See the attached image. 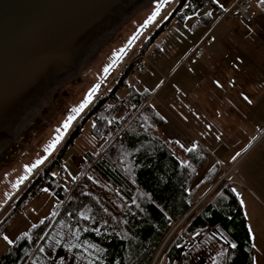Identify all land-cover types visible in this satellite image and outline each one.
Instances as JSON below:
<instances>
[{
    "label": "trees",
    "instance_id": "16d2710c",
    "mask_svg": "<svg viewBox=\"0 0 264 264\" xmlns=\"http://www.w3.org/2000/svg\"><path fill=\"white\" fill-rule=\"evenodd\" d=\"M161 13L158 22L140 28L109 66L92 94L107 86L106 97L56 142L0 222L1 238L41 191L55 199L50 214L17 237L0 264H156L161 257L165 264H191L211 245L219 250L209 264H253L247 219L230 184L220 182L192 210L201 199L192 186L207 153L164 137L165 120L149 102L150 93L128 85L134 63L123 66L145 32L139 50L144 55L168 29L180 25L196 31L223 11L213 0H175ZM161 52L157 44L151 55ZM125 88L127 94L119 97ZM88 121L90 136L100 147L83 154L80 176L66 187L64 158Z\"/></svg>",
    "mask_w": 264,
    "mask_h": 264
},
{
    "label": "crops",
    "instance_id": "0c3cea01",
    "mask_svg": "<svg viewBox=\"0 0 264 264\" xmlns=\"http://www.w3.org/2000/svg\"><path fill=\"white\" fill-rule=\"evenodd\" d=\"M213 1L223 13L191 32V48L177 66L165 67L162 79L167 85L174 80L172 89L165 90L164 84L145 89L165 120L164 136L185 149L198 145L207 153L192 186L196 197L206 198L220 182L230 184L247 219L253 264H264V4L256 0L252 20L244 22L234 10L237 0ZM196 46L204 54L181 67ZM163 102L172 104L180 121ZM251 202L260 210L251 217L263 218V228L253 229L247 209Z\"/></svg>",
    "mask_w": 264,
    "mask_h": 264
},
{
    "label": "water",
    "instance_id": "95a60500",
    "mask_svg": "<svg viewBox=\"0 0 264 264\" xmlns=\"http://www.w3.org/2000/svg\"><path fill=\"white\" fill-rule=\"evenodd\" d=\"M140 0H0V171L48 128L65 89ZM20 18V19H19ZM204 198L192 208L197 207Z\"/></svg>",
    "mask_w": 264,
    "mask_h": 264
},
{
    "label": "rangeland",
    "instance_id": "374dc122",
    "mask_svg": "<svg viewBox=\"0 0 264 264\" xmlns=\"http://www.w3.org/2000/svg\"><path fill=\"white\" fill-rule=\"evenodd\" d=\"M174 1L175 0H140L138 3L133 5L130 10L122 12L115 25L111 40L106 45L102 46L90 64L79 72L78 78L81 81L75 86L65 89V92L68 95L67 98L58 92V95L63 100V104L59 111L55 110L54 114L48 120L40 118V120L46 124L48 132L45 135H37L29 144L16 139H11L13 143L24 146L25 148L18 155H16L15 159L7 168L0 171V222L9 213L8 210L2 211L7 200L15 193L20 195L22 190L25 188V184L29 182V178L37 172L36 168L41 164L37 165L35 168H32V166L36 165L37 161L44 160L45 156L53 149V147L50 146L54 143L56 144L58 137L60 139L70 129H73L82 123V118L86 114L88 108L92 106L93 99L95 97L94 96L92 98L91 95V101H88L89 93L91 92L93 94V92L95 93L98 89L100 86L99 82L106 72L105 69H108L109 66L115 62L116 58L120 55V53H122L125 47L128 46L134 35L144 24L150 20L154 21L155 19V22H158L160 17L163 15L161 12L165 11L170 4H173ZM157 8L160 10L159 14L162 15H159V17L156 15L155 18L152 19L153 13L156 12ZM192 41L191 32H188L180 25L174 26L162 33L155 40V42L150 45V50L145 54L150 63L149 72L143 76L136 72L131 73L127 78L129 87H134L138 91H146V87L147 89L152 90L159 84L162 86V84H164L162 76L167 74V72H165V67L172 63L177 66L181 57H183L185 52L191 48ZM157 44H160L162 52L156 56H152L151 51ZM130 50L127 52L128 54ZM136 52H138V50ZM130 59H132V57ZM120 70L121 68L118 72ZM107 79L110 80V74L107 76ZM173 83L174 80L170 83V85L172 86ZM164 85L165 90L172 89L169 84ZM128 90L129 88L123 89L119 92L118 96L124 97ZM167 93L168 92H166V94ZM161 96L158 97V99L162 102L163 99ZM150 100L151 99L149 98V102ZM86 101H88L87 106L84 107L81 112L77 113L75 109L79 108ZM163 103L171 114L174 113L172 104ZM174 114L177 117L176 119L180 121L178 114ZM69 117H74V119L71 121L69 127L64 129L63 126L68 121ZM182 124L185 123L182 122ZM91 126V121H88L83 126L80 136L76 139L74 146L68 149L64 158L66 171L63 175V183L66 187L76 182L80 176V167L84 163L83 154L85 152L94 153L100 147V143L93 140L90 136ZM192 134L194 135V133ZM29 168H32L31 172L28 171ZM24 177H27V179H22ZM48 194L49 193L47 191H44L37 199L26 207L23 213L14 219L10 231H8L5 235L12 241V243L17 239V237L26 233L31 225L36 224L39 220L50 214L53 204L55 203V199L51 196L49 197L50 200H46V198H48ZM244 199L245 198H243V201L246 204ZM260 199L263 200V198ZM250 207V210L249 208L247 209L249 220L251 224L253 223L254 225L253 229L263 228V218L255 220L251 217L252 212L260 211L257 209L258 206L251 202ZM183 238L187 246H189V239L184 235ZM12 243L9 244L4 238L0 239V257ZM218 247V245L209 246L207 250H203L200 254L196 255L192 259L191 264H209L215 253L219 250ZM156 264H165V260L161 257Z\"/></svg>",
    "mask_w": 264,
    "mask_h": 264
},
{
    "label": "built area",
    "instance_id": "2783aa9c",
    "mask_svg": "<svg viewBox=\"0 0 264 264\" xmlns=\"http://www.w3.org/2000/svg\"><path fill=\"white\" fill-rule=\"evenodd\" d=\"M256 0H237L234 4V10L236 14L244 21L250 22L252 20V8ZM148 32L142 34L136 42L132 45V48L126 57L123 66L129 62L134 63L133 70L134 72L138 73L139 75L143 76L149 72V60L146 58L145 55L139 54L140 47L142 43L146 40ZM138 50V52H136ZM204 54L202 49L198 46L193 48L191 52L182 60L181 67H189L190 61L194 58L201 57ZM132 57V59H130ZM130 59V60H129ZM107 95V88L101 90L98 94L95 95L93 99V104L96 105L99 101L103 100ZM19 194L15 193L10 199L7 200L6 204L4 205L2 211L11 210L16 205V201Z\"/></svg>",
    "mask_w": 264,
    "mask_h": 264
},
{
    "label": "snow or ice",
    "instance_id": "6c2138e0",
    "mask_svg": "<svg viewBox=\"0 0 264 264\" xmlns=\"http://www.w3.org/2000/svg\"><path fill=\"white\" fill-rule=\"evenodd\" d=\"M261 3L264 4V0H261ZM159 11H160L159 8H157L156 12L153 13V17H152V19H154L155 16L159 14ZM105 71H108V69H105ZM91 95H92V93L90 92V93H89V97H88V101H90V99H91ZM88 101H86L84 104H82L79 108L75 109V111H76L77 113L81 112V111L83 110V108L87 106ZM73 119H74V117H69V118H68V121H67V122L64 124V126H63L64 129H67V128L69 127V125L71 124V121H72ZM58 140H59V137L57 138V142H58ZM50 147H53V148H54V147H55V143H54L53 145H51ZM190 150H191V149H190ZM42 163H43V160H41V161H37V164H36V165H33L32 168H35L37 165L42 164ZM32 168H29L28 171L31 172V171H32ZM22 179H27V177H24V178H22ZM4 239H5L6 241H8L9 244L12 243V241L9 240L7 236H5ZM232 247H235V245H232ZM41 251H43V249H41Z\"/></svg>",
    "mask_w": 264,
    "mask_h": 264
}]
</instances>
